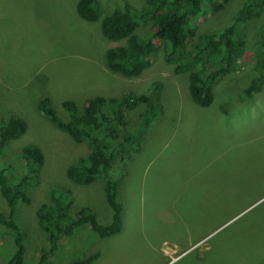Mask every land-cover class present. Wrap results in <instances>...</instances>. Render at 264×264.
<instances>
[{
  "label": "rangeland",
  "instance_id": "obj_1",
  "mask_svg": "<svg viewBox=\"0 0 264 264\" xmlns=\"http://www.w3.org/2000/svg\"><path fill=\"white\" fill-rule=\"evenodd\" d=\"M78 1L0 0V125L11 117L27 122L25 133L4 148L0 167L8 166L6 174L15 182L25 172V145H39L45 153L38 179L26 188L30 201L18 202L16 211L27 233L26 263H38L48 245L36 210L52 189L68 187L73 210L89 205L101 222L112 219L103 178L82 185L66 174L68 165L87 154L88 143L60 130L39 110V101L49 96L57 114L68 119L64 100L83 109L95 95L156 91L163 104L159 116L145 129L139 150L109 172L123 205L121 231L101 237L89 225L79 226L44 264H68L97 250L90 264H264V84L261 92L242 98L255 76L259 31L246 29L240 67L217 81L212 103L203 106L190 96L189 74H175L165 62L163 45L138 77L106 66V50L123 41L103 35L102 18L128 3L143 6L144 0H98L102 13L94 21L78 13ZM232 10L233 0L224 10L198 17V34L222 28ZM257 21L249 23L255 28ZM137 106L128 115L133 132L139 130L142 105ZM4 230L0 223V264L16 248Z\"/></svg>",
  "mask_w": 264,
  "mask_h": 264
},
{
  "label": "trees",
  "instance_id": "obj_2",
  "mask_svg": "<svg viewBox=\"0 0 264 264\" xmlns=\"http://www.w3.org/2000/svg\"><path fill=\"white\" fill-rule=\"evenodd\" d=\"M230 1L144 0L145 4L140 7L131 3L116 7L102 18L101 30L107 38L122 40L123 43L106 50V66L127 77H138L152 66V58L163 45L164 60L173 72L189 74L192 100L207 106L214 99L213 90L217 81L240 67L239 61L247 51L245 32L255 30L260 33L254 49L255 76L250 77L251 81L242 94V98H250L252 94L261 92L264 84V0H233L232 15L226 25L216 31L198 34V17L208 11L224 10ZM77 11L87 21L99 19L102 13L98 0H79ZM257 18L256 27L253 28L249 21ZM147 24L151 26L150 29L138 33V28ZM53 42L52 39L51 44ZM153 86L155 90L160 89L161 83L155 81ZM153 92L138 94L131 91L120 97L95 95L86 100L83 109L74 100H64L63 107L68 111V119L57 114L49 96L39 101V110L60 130L78 143H88L87 154L79 156L76 162L68 165L66 174L72 181L82 185L103 178L112 219L108 223L101 222L98 213L89 205L75 211L73 193L68 187L52 189L49 201L42 202L36 210L38 224L45 231L48 244L36 264L49 261L56 253L61 239L72 235L79 226L89 225L101 237L121 231L123 205L118 196V182L109 172L115 162H122L139 150L137 143L145 129L163 109L159 97L155 96L156 91ZM137 105H142L139 130L133 132L127 127L128 115ZM26 130L27 122L20 117H11L0 125V157L8 142ZM22 156L26 163L25 172L18 180L15 179L17 181L9 180L6 174L10 170L8 166L0 167V194L6 204L5 211L0 209V223L6 228L4 232L12 236L16 246L6 264H27V233L17 222L16 211L18 202L30 201L26 188L29 182L38 179L45 163V153L36 144L25 145ZM99 255L100 251L97 250L68 264H90Z\"/></svg>",
  "mask_w": 264,
  "mask_h": 264
}]
</instances>
